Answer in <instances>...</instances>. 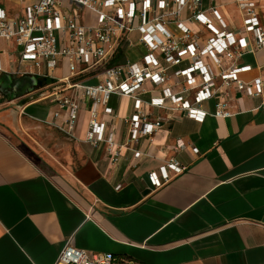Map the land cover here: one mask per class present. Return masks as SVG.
Returning <instances> with one entry per match:
<instances>
[{"label":"crops","instance_id":"1","mask_svg":"<svg viewBox=\"0 0 264 264\" xmlns=\"http://www.w3.org/2000/svg\"><path fill=\"white\" fill-rule=\"evenodd\" d=\"M37 1L26 0V4ZM0 5L11 16L24 14L25 4L17 0H0ZM212 8L231 30L242 27L236 0H202L201 11L220 28ZM168 10H175L173 0H168ZM88 12L82 11V18L89 25ZM262 16L264 20V0ZM153 17L150 13L149 19ZM190 17L188 9L180 15L191 36L203 44L212 34ZM140 24L138 19L136 26ZM167 26L177 38L183 36L175 24ZM146 53L136 29L120 41L108 64L138 62ZM14 58L15 63L6 59L8 73L0 75V99L7 97L0 106L14 107L17 123L26 116L47 125L54 136H60L64 147L76 149L80 161L70 177L73 185L50 178L5 132L1 123L9 118L0 113V264H56L68 244L110 253L115 264H264V95L248 96L232 89V115L214 116L216 100L211 99L202 105L208 112L202 120L169 106L148 104L146 109L153 117L165 119L163 131L152 145L142 139L113 164L104 150H96L86 141L87 110L70 135L52 123L48 100H32L64 82L70 73L68 60L58 62L52 77H42L14 74L19 67L18 56ZM236 62L251 66L240 75L245 82L264 80V48L245 53ZM189 63L185 60L170 73ZM102 69H88L77 78L96 83ZM20 80L23 85L15 89ZM164 88L148 83L139 97L148 102ZM185 89L183 81L176 92ZM133 102L128 96L111 100L115 110L112 123L119 130L120 143L127 141L124 118L134 111ZM36 105L45 108L43 116L29 112ZM135 150L148 155L136 158ZM172 156L187 169L156 189L149 173L159 172Z\"/></svg>","mask_w":264,"mask_h":264},{"label":"built area","instance_id":"2","mask_svg":"<svg viewBox=\"0 0 264 264\" xmlns=\"http://www.w3.org/2000/svg\"><path fill=\"white\" fill-rule=\"evenodd\" d=\"M17 1L25 4L23 15L11 16L0 5V75L8 73L6 59L9 57L15 63V55L19 67L14 74L23 76L52 77L58 62L67 59L69 76L52 92L41 91L38 99L49 101L52 123L70 135L77 128L81 113L87 110L90 117L86 141L96 150H104L113 164L142 139L152 145L163 131L165 119L153 117L146 109L148 104L157 108L169 106L202 120L208 115L202 105L211 99L216 100L214 116L232 115V89L248 96L264 95V80L245 82L240 75L250 71L251 66L236 62L245 53L264 48L262 0H236L243 17L242 27L236 30H231L220 12L212 8L221 24L220 28L215 27L200 9L202 0H173V12L168 10V0H38L31 5L26 0ZM184 9L190 10L191 21L204 24L211 32L203 44L191 36L190 29L181 21ZM82 11L94 13L95 23H84ZM150 13L153 19H149ZM138 19L141 24L136 26ZM170 22L181 31V38L168 29ZM136 29L147 49L142 60L108 64L120 41ZM182 41L186 44L182 45ZM185 60L190 61L187 68L170 73ZM97 67L103 69L96 83H84L77 78ZM183 81L187 89L179 94L176 88ZM148 83L165 88L145 102L139 94ZM113 96H128L134 101V111L124 118L128 125L125 143H120L119 130L112 123ZM145 155L148 153L141 150L135 152L136 158ZM186 169L172 156L159 172H150L149 178L159 189ZM56 264H115V258L110 253H94L68 244Z\"/></svg>","mask_w":264,"mask_h":264},{"label":"rangeland","instance_id":"3","mask_svg":"<svg viewBox=\"0 0 264 264\" xmlns=\"http://www.w3.org/2000/svg\"><path fill=\"white\" fill-rule=\"evenodd\" d=\"M91 12H88V23L94 24ZM38 95H34L33 99H38ZM6 98L0 99L4 101ZM45 108L36 105L29 112L43 116ZM0 113L8 116L6 123H1L5 132L11 137L12 141L24 151H26L32 159L37 163L43 173L53 178L57 182L73 185L71 178L73 171L78 167L80 159H78L76 149L71 145L64 147V142L60 136L52 134L49 127L45 124L34 122L24 116L18 121L13 119L14 107L0 106ZM17 125L13 127V125Z\"/></svg>","mask_w":264,"mask_h":264},{"label":"water","instance_id":"4","mask_svg":"<svg viewBox=\"0 0 264 264\" xmlns=\"http://www.w3.org/2000/svg\"><path fill=\"white\" fill-rule=\"evenodd\" d=\"M23 83H24V80H20V81L16 82L15 89H19V87H21L23 85ZM15 96H16V94H15Z\"/></svg>","mask_w":264,"mask_h":264},{"label":"trees","instance_id":"5","mask_svg":"<svg viewBox=\"0 0 264 264\" xmlns=\"http://www.w3.org/2000/svg\"><path fill=\"white\" fill-rule=\"evenodd\" d=\"M115 258V257H114ZM116 259V258H115Z\"/></svg>","mask_w":264,"mask_h":264}]
</instances>
